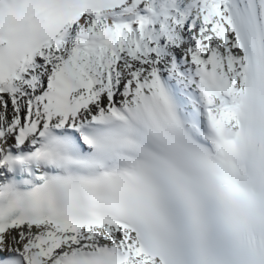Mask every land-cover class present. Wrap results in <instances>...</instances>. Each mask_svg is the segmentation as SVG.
Masks as SVG:
<instances>
[{"label": "snow or ice", "instance_id": "obj_1", "mask_svg": "<svg viewBox=\"0 0 264 264\" xmlns=\"http://www.w3.org/2000/svg\"><path fill=\"white\" fill-rule=\"evenodd\" d=\"M0 264H264V0H0Z\"/></svg>", "mask_w": 264, "mask_h": 264}]
</instances>
